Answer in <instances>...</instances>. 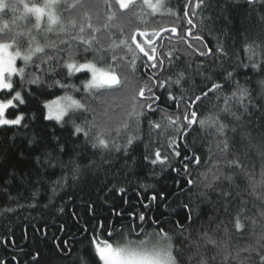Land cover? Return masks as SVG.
I'll use <instances>...</instances> for the list:
<instances>
[{
  "label": "snow or ice",
  "instance_id": "1",
  "mask_svg": "<svg viewBox=\"0 0 264 264\" xmlns=\"http://www.w3.org/2000/svg\"><path fill=\"white\" fill-rule=\"evenodd\" d=\"M245 2L253 12L264 9V0ZM214 3L196 0L195 7L206 13ZM184 7L174 12L163 0H0V134L15 141L27 130L30 163L0 176V218L12 222L27 209L65 214L59 201L92 183L121 198L103 218L91 199L87 221L75 210L67 220L58 217L57 231L67 238L56 236L52 245L67 264H264V220L259 235L253 230L256 242L243 249L230 231L256 224L250 201L264 218V25L261 58L253 49L245 62L194 33ZM163 9L177 20L189 17L187 26L161 24L155 17ZM116 99L128 117L123 133L104 107ZM206 100L209 114L201 111ZM194 131L213 139L197 144ZM173 172L175 195L185 199L179 210L154 215L161 204L170 207L173 194L157 190L158 177ZM149 176L153 183L139 179ZM133 178L134 201L127 197ZM181 211L183 221L169 219ZM10 232L15 236L6 227L0 240V264H25L7 253L17 243ZM34 232L49 235L43 226ZM19 252L27 264H40L39 250Z\"/></svg>",
  "mask_w": 264,
  "mask_h": 264
},
{
  "label": "trees",
  "instance_id": "2",
  "mask_svg": "<svg viewBox=\"0 0 264 264\" xmlns=\"http://www.w3.org/2000/svg\"><path fill=\"white\" fill-rule=\"evenodd\" d=\"M196 0H191V4L189 6V17L193 20V30L194 33L203 32L205 34V39L209 42V46L218 47L223 45L225 49L229 52V55L233 51L238 53L241 59L247 61L248 57L252 54L253 49L256 52L257 59L261 58L259 48L256 45L261 43L260 40V31L261 25H264V21L260 20V16L264 15V9H260L258 6L256 11L253 12L251 6L247 5L245 0H215L214 8L209 12H201L199 9L195 7ZM168 6L172 7L174 12L179 11L180 5H186L184 7V11H186L188 7L187 0H170L169 3H166ZM163 15H157L155 17L161 24H166L171 27L173 23H176L178 27H186L187 26V17H184L181 20H177L175 16H171L167 14V9L162 10ZM195 13V15H193ZM101 17H103V10L101 8ZM205 17H212L214 23L205 27L201 21ZM95 22V15L93 16ZM113 34H115V29L112 30ZM165 36L168 33L164 34ZM245 37H248L246 40ZM167 43V42H166ZM249 45H252L250 48ZM181 51L184 50L183 45L180 46ZM243 72H248L249 69H243ZM241 82H243V76L240 77ZM78 83V81H74ZM197 86H200L197 82ZM58 94H63V91ZM162 100L166 99V96L161 92ZM55 98V97H49ZM41 100L44 97L40 98ZM210 100H214V97H211ZM31 107L33 110L37 107L36 104H32ZM108 111V119L114 128H120L121 133L125 130L122 128V125L128 122V117L123 107H121V101L119 99L112 100L110 102V106H104ZM212 108V104L209 100H206L203 105H201V111L209 114ZM37 120L41 119V114L39 112L36 113ZM36 127L42 128L43 124L33 122ZM44 124H50L51 122L44 121ZM130 128L128 131H131ZM60 135L61 133H57ZM5 135L9 137L8 142L4 143ZM29 135L27 130L19 136L15 141L11 139V133L0 134V148L3 149L4 155L0 156V176L4 174L6 168L11 166L14 169H20L26 171L30 167L29 158L27 157L28 146L26 144V137ZM63 135H67V133H63ZM115 135V133H113ZM204 137L207 141H212V136H209L204 131L192 132L191 139L196 140L197 144L200 143V138ZM10 150V151H9ZM143 150V145H141L140 149H137L136 155L139 157L140 151ZM207 151V149H206ZM215 152V148H213ZM24 152L25 158L21 159L17 157V153ZM205 159V156L202 154V160ZM211 163V161H209ZM203 170V169H201ZM195 178V173L193 174ZM161 180V183L156 185L157 190H162L166 193H173L169 196L167 203L170 205L168 209H165L162 204L155 210V214L164 211H172L179 210L177 209V205L184 200L183 196L177 198L175 193L179 192V186L174 184V178H176V174L173 172L171 175L161 174L158 177ZM136 179L133 178V184L128 186L129 191L127 193V197L134 201L136 196V191L133 189L136 188ZM141 182L153 183V178L151 176L145 181L143 177L139 178ZM83 190L73 189V197L69 200L68 196H65L63 201H59L61 206L66 207L65 214H60L56 212L55 214L49 215L48 209H43L42 211H36L32 209L27 210H19L20 216L15 217L12 222H5L3 218H0V240L5 239L4 231L5 228L11 229V231L15 232V236L9 233V239H15L16 244L7 246L8 254L17 255L18 259L24 260L25 264H27L28 259L24 257L22 253L19 252L20 248H24L25 251H36L39 250L41 253L40 264H67L60 254L57 253L56 249L52 245V240L54 237L59 236L61 239H65L67 237L64 236L63 233L57 231L59 224L62 222L61 217L64 220L68 219L67 213L75 210L82 218V222L87 221L88 217L84 214L85 208V200L91 199L96 204V211L103 218L105 216H109V209L113 205L121 204V198L117 193H109L107 189L103 188V183L96 184H88L81 186ZM16 193H13L15 195ZM105 198H107V203L105 204ZM247 199V197H245ZM2 202V201H0ZM46 202V201H45ZM211 214V213H209ZM247 214L250 217L256 219V224L252 225L249 220L246 223L245 230L243 233H236L234 229L230 228V231L233 233L232 242L235 245H239L241 249L248 247L251 244L256 242V237L252 235L253 230L259 235L261 231V221L264 218L259 216L258 211L251 210V201L249 202V210ZM234 215V213H233ZM169 219L181 220L184 219L183 211L181 214L176 217H170ZM46 227L48 229V237L45 238L43 235L36 234L34 232L35 228ZM204 226L207 227L206 218L204 222ZM27 227L28 232L27 235L24 236L23 229ZM171 227V224L168 225ZM167 230V229H166ZM39 235V241L35 239V236ZM24 236L22 239L21 237ZM4 248V245L0 244V249ZM10 258V256H9Z\"/></svg>",
  "mask_w": 264,
  "mask_h": 264
},
{
  "label": "rangeland",
  "instance_id": "3",
  "mask_svg": "<svg viewBox=\"0 0 264 264\" xmlns=\"http://www.w3.org/2000/svg\"><path fill=\"white\" fill-rule=\"evenodd\" d=\"M170 0H163V2L166 4V3H169Z\"/></svg>",
  "mask_w": 264,
  "mask_h": 264
},
{
  "label": "water",
  "instance_id": "4",
  "mask_svg": "<svg viewBox=\"0 0 264 264\" xmlns=\"http://www.w3.org/2000/svg\"><path fill=\"white\" fill-rule=\"evenodd\" d=\"M189 6H190V4L188 5V7H187V9H186V11L188 12V10H189ZM189 18V17H188Z\"/></svg>",
  "mask_w": 264,
  "mask_h": 264
},
{
  "label": "flooded vegetation",
  "instance_id": "5",
  "mask_svg": "<svg viewBox=\"0 0 264 264\" xmlns=\"http://www.w3.org/2000/svg\"><path fill=\"white\" fill-rule=\"evenodd\" d=\"M188 18V17H187ZM193 32H195V29L193 30Z\"/></svg>",
  "mask_w": 264,
  "mask_h": 264
}]
</instances>
